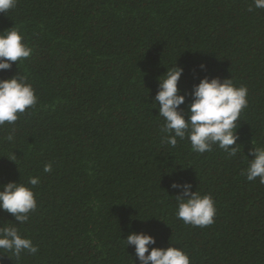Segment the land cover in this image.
<instances>
[{"label": "trees", "instance_id": "16d2710c", "mask_svg": "<svg viewBox=\"0 0 264 264\" xmlns=\"http://www.w3.org/2000/svg\"><path fill=\"white\" fill-rule=\"evenodd\" d=\"M251 4L17 0L0 13V32L18 29L33 50L0 79L26 77L38 99L0 127V185L32 187L37 209L25 224L0 211V226L13 223L39 249L19 259L0 251V264H139L123 241L131 232L153 236L149 250L182 249L190 264H264V185L240 174L264 145V9ZM175 63L181 93L205 76L248 89L235 157L215 145L197 153L187 138L161 142L154 98ZM174 182L213 197V224L176 217Z\"/></svg>", "mask_w": 264, "mask_h": 264}, {"label": "clouds", "instance_id": "9594fccd", "mask_svg": "<svg viewBox=\"0 0 264 264\" xmlns=\"http://www.w3.org/2000/svg\"><path fill=\"white\" fill-rule=\"evenodd\" d=\"M16 3L17 0H0V13L5 14L15 8ZM253 8L264 9V0H252L247 11L251 12ZM23 40L19 30L14 27L0 32V71H7L12 68L13 63L32 55V48ZM200 69L204 70L205 66L200 65ZM182 74L183 69L175 63L161 76L163 79H158L154 102L164 121L161 126L164 134L161 142L174 148L178 139L183 141L187 138L192 150L197 153L211 152L215 145L227 153L228 157H235L239 145L232 146L238 139L236 131L239 116L248 105V89L245 86L236 87L231 79H209L205 76L198 84L193 85L190 93H181L178 82ZM189 96L191 102L185 112L180 106L185 104L186 97ZM37 102L35 91L26 77L18 75L0 79V127L6 123L14 124L19 114L34 107ZM4 139L11 142L14 137L8 134ZM249 155L253 159L247 160V166L240 174L248 182L259 178V183L264 185V145L254 147ZM51 171L52 164H45L44 172ZM38 184L39 178H29L28 185L34 187ZM171 188L179 192L175 196V215L178 219L186 225L201 228L214 223L216 207L210 194L193 192L192 185L187 182H174ZM36 209L37 202L32 187L20 182L0 185V211L10 214L19 224L27 223L29 214ZM123 241L126 247L134 246L139 264H190L188 254L174 246L152 247L149 250V246L155 245L156 241L153 236L144 232H131ZM38 250L32 240L26 234L22 236L13 223L0 226V251L11 253L19 259L22 253L35 255Z\"/></svg>", "mask_w": 264, "mask_h": 264}]
</instances>
